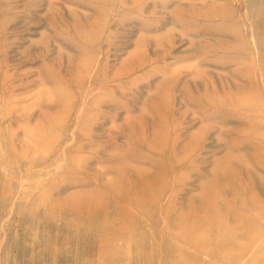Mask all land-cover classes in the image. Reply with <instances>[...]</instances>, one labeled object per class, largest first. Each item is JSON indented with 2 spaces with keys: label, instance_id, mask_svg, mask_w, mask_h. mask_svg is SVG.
I'll return each instance as SVG.
<instances>
[{
  "label": "rangeland",
  "instance_id": "obj_1",
  "mask_svg": "<svg viewBox=\"0 0 264 264\" xmlns=\"http://www.w3.org/2000/svg\"><path fill=\"white\" fill-rule=\"evenodd\" d=\"M137 1L0 0V264H264V0ZM80 184L158 198L145 249L61 230ZM226 197L234 219L168 227Z\"/></svg>",
  "mask_w": 264,
  "mask_h": 264
},
{
  "label": "bare ground",
  "instance_id": "obj_2",
  "mask_svg": "<svg viewBox=\"0 0 264 264\" xmlns=\"http://www.w3.org/2000/svg\"><path fill=\"white\" fill-rule=\"evenodd\" d=\"M132 3H134V2H132ZM200 6L197 5L196 8H199V10H200ZM227 9H229V8H227ZM197 12H199V11H197ZM218 14H220V13H218ZM149 185H150V189H151V184H149ZM83 186H86V184H80L79 187L75 188L76 190L71 189L70 193L71 194H77V196L79 198L77 200H75L74 202H73V200L68 202L67 203L68 205H66L64 209L62 208L59 213L57 212V214L54 215V217H53L54 220L63 221V224L60 227L61 230H65L66 232L71 234V236H75V235H77V233H79L78 231H80V230L82 231L83 228L84 229L86 228L87 230L95 228L98 231L99 236H101V237L98 236L99 240H96L97 242L95 244L97 247H99V249L105 250V251L107 249H110L111 251L118 250L122 244H127L126 249H128V250L131 248H133L134 250H138L139 247L145 249V247L140 246L142 244V242L139 239V236L142 237L143 234L145 233V228H142L143 227L142 221L144 218L153 217L157 213L159 208L162 209V205L159 202V199L158 198L149 199V197L152 196L153 194L152 195H150V194L145 195L144 189L140 190L139 193L137 190V193H135V195H134V193L132 191H130L125 186V184H118V186L116 188H117V192H118L119 201L117 199H115V201H113V202H116V200H117L118 202H116V203H118V204H113L109 208L107 206V204H105L106 201L104 199L106 197L105 198L100 197L99 200H98V198H99L98 197V198H96L97 200H93L92 197H90L91 195L88 196V194L90 192L88 193L87 191H89L90 189H88L87 191L81 190ZM238 186H240V185H238ZM93 187H92V189H93ZM156 192H158V191H156ZM86 193H87V195H86ZM92 193L93 192H91V194ZM108 193H109V191H108ZM231 194L235 195L234 193H231ZM214 195L216 196L217 199L220 198V194H214ZM95 196L96 195H94V197ZM228 198L229 197H226V199L225 198L222 199V201L224 202L223 211L220 209V207L219 208L208 207L206 209H204V208L201 209V208L196 207L194 209H190L188 206H185L179 212H176L173 209V212H174L172 214V216H174L173 221H172V219L169 221L168 227L171 230L178 232V234H180V235H185L189 232V230L192 227H194L196 225V222L199 219L202 220L204 218H209L212 213L219 214L220 217H222L223 220H225L227 218V217H225V215L229 213V208L235 203V202H233V201H235L234 199L227 200ZM235 198H236V205H237L238 197H235ZM112 199H111V201H112ZM60 200L62 201V199H60ZM220 200H221V198H220ZM64 202H66V201H64ZM33 203H34L33 201H29V204H31V206ZM64 204H66V203H64ZM108 204H110V203H108ZM219 204L222 205V203H219ZM239 204H242V203L239 202ZM62 206H63V204L60 206V208ZM169 209H170L169 204H167L166 206H163V213L167 214ZM52 216H53V214H52ZM192 216H193V218H192ZM229 219H234L232 214L229 215ZM173 222L178 223L179 227L177 228V225H175ZM219 225H221V224H218V223L204 224L203 230H205V232H209L212 229H216V227ZM80 233H83V232H80ZM64 234H65V232H64ZM109 236L119 237V238H121V242L117 243L113 239H111V237H109ZM255 238H256V236L254 234H252L250 236V239L252 241H254ZM49 242H50V244H49ZM221 242L217 241V243H220V244H215V247L216 248H219L220 246L222 247ZM87 243H89V242L87 241ZM55 244H56L55 240H48V242H46V244H45V247H47V248H49L51 246L55 247ZM57 245H58V243H57ZM84 245H85V243H83V246ZM198 247H199V243H198ZM44 258H46V259L50 258L49 251L46 249L44 251ZM123 259L124 260H120L119 258H115V257H113V258L112 257L111 258L103 257L102 261H100V262H102L103 264H120V263H127V262L128 263L131 262V264H133L134 261L136 263L142 262L143 264L144 263L148 264L150 262L149 258H147L145 255H141V257H137L136 259L135 258L132 259V257H130V258L123 257Z\"/></svg>",
  "mask_w": 264,
  "mask_h": 264
}]
</instances>
